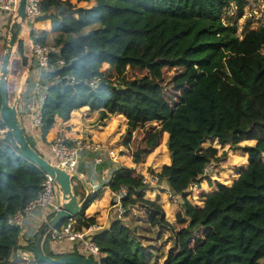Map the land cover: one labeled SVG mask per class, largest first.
Returning a JSON list of instances; mask_svg holds the SVG:
<instances>
[{
	"label": "trees",
	"instance_id": "obj_1",
	"mask_svg": "<svg viewBox=\"0 0 264 264\" xmlns=\"http://www.w3.org/2000/svg\"><path fill=\"white\" fill-rule=\"evenodd\" d=\"M249 1L91 0V5L84 6L70 0H39L37 20L47 22L49 28L32 29L33 44L57 47L49 53V68L40 75L41 136L56 122H68L73 110L85 107L97 111L100 120L123 115L125 146L147 119L156 121L159 128H150L147 136L165 132L169 158L160 167L159 177L183 199L169 215L160 195L149 197L134 168H113L104 185L111 191L124 187L126 192L120 199V217L93 236L101 254L96 264H262L264 53L254 54L249 78L222 56V51L242 44L228 24L232 17L225 16L226 8L234 3L240 13ZM91 26L98 28L86 32ZM259 32L264 39V20ZM50 34L54 35L52 42ZM28 50L26 41L20 39L16 52L22 68L28 62ZM59 60L64 64L59 65ZM102 64L108 65L105 71L100 70ZM174 67L183 69L173 79L182 91L171 106L156 82L164 68ZM128 69L143 70L150 82L136 87L137 91ZM145 84L146 90L154 89L155 94H146ZM31 88L28 80L20 113ZM64 128L59 135L64 136ZM5 142L0 144V264H52L37 261L38 232L33 229L27 230L26 245L21 246L29 254L28 260L16 253L21 228L8 219L38 196L43 173L20 155L9 134ZM240 142L251 143L239 146ZM226 145L240 147L246 165L236 168L229 183L209 178L212 189L188 199V184L212 160V171L221 169L218 162L228 157L223 151ZM150 152L143 143L137 146L131 153L132 163L138 164ZM99 191L72 217L75 229L96 223L95 216L86 215L85 210ZM138 206L142 216L134 212ZM140 229L152 243H139L135 248L133 239ZM48 244L44 237L43 251L54 258L87 256L78 248L52 252Z\"/></svg>",
	"mask_w": 264,
	"mask_h": 264
},
{
	"label": "built area",
	"instance_id": "obj_2",
	"mask_svg": "<svg viewBox=\"0 0 264 264\" xmlns=\"http://www.w3.org/2000/svg\"><path fill=\"white\" fill-rule=\"evenodd\" d=\"M261 4H263L260 0ZM26 24L32 28L38 21V16L40 15L39 0H26ZM16 0H0V62L2 49L1 46L6 38V21L10 20L11 15L15 10ZM233 6L237 7L236 4L232 3ZM264 5V4H263ZM8 20V23H9ZM8 26V24H7ZM5 30V32H4ZM2 37L3 40H2ZM34 59H36V68L32 71L34 76L31 78L32 85L34 88L31 89L28 100L24 103L25 111H34L35 115L32 118L31 125L39 129L41 123V101L39 98L41 89V73L47 71L50 65L49 53L52 51H57V47L52 44L42 45L36 43L33 45ZM59 65H63L62 60L58 61ZM95 82V78L91 80V84ZM36 99L38 100L36 102ZM7 131L4 125L0 122V144H5V136ZM49 149L47 151V157L51 162L61 165L65 169L76 171L78 158L83 151H97L101 149V145L96 141L87 138H68L57 134L49 143ZM46 147H40L41 154L44 156V150ZM132 153V152H131ZM109 156L112 161H116L118 153L110 150ZM100 161V159H98ZM206 168L199 177L188 184L185 191L192 195V199H195V192L201 187V183L209 180L213 176L206 173ZM212 171V170H211ZM158 170L152 168L147 170L144 174H141V182L144 189L148 192H153L155 195H164L165 199L171 204L182 205L183 199L179 193L173 192L169 186L161 180L158 174ZM43 180L41 182V190L37 197L32 199L27 203L23 210L15 212L9 219L10 224L16 225L21 228L19 240L16 246V253L20 255L25 260H28L29 254L26 251L21 250V246L26 245L24 239L21 240L23 233V225L25 217L32 211H39L40 221L42 228L49 220L59 211V191L53 180L42 171ZM215 174V173H213ZM226 183L227 181H223ZM230 182V181H229ZM126 189L121 187L118 191H110L111 198L114 199L116 205V215L117 218L121 215L120 199L125 194ZM98 232V227L96 224H92L85 229L77 230L75 229L74 220L72 218L58 224L55 227L49 226L46 230L44 237L47 239L48 243L52 246H58L63 242L69 243V248L64 250V252H72L74 248H78L79 251L90 257L93 262L99 263L100 260V250L97 244L93 241V236Z\"/></svg>",
	"mask_w": 264,
	"mask_h": 264
},
{
	"label": "rangeland",
	"instance_id": "obj_3",
	"mask_svg": "<svg viewBox=\"0 0 264 264\" xmlns=\"http://www.w3.org/2000/svg\"><path fill=\"white\" fill-rule=\"evenodd\" d=\"M73 4L77 5H84L88 6L91 5L92 2L91 0L88 1H78V0H70ZM225 16H231L232 20L228 19V24L232 27H234V30L238 37L240 38V41L242 44L240 46H235L231 51L226 52L225 50L222 51V56L225 58H229L231 61V64L235 67H237L240 71L243 72L246 78H249L252 75L251 70L249 69V66L253 60L254 54L256 52L264 53V39L260 35L259 32V27L262 25L263 20H264V5L261 4L257 0H250L249 3L245 6H243V10L239 13L238 7H235L233 5H230L226 8ZM8 20L6 21V26L8 24ZM42 22V21H41ZM46 23H37L35 26H33V31L35 32L36 30H44L45 28H41L42 25H45ZM97 26H91L87 28L85 31L88 32L90 30H95L97 29ZM5 32V30H4ZM54 35L50 34V41L52 42V38ZM4 37H2L3 40ZM23 40H26V34L23 33L21 38ZM49 41V42H50ZM5 43V39H4ZM4 43L1 46V49L3 50L4 48ZM29 53V50H28ZM17 54V58H13L11 61L10 65V71H9V79H8V91H9V96L12 98L13 95V90L15 87V82L17 77L22 73V65L20 64V59L19 55ZM18 61L19 65H16V62ZM36 62V59H34ZM107 66H104L103 64L100 66V70H105ZM183 69L182 68H164L163 69V76L161 80L157 81L156 83L159 85V87H156L161 90V95L163 99L169 103V105H174L178 101V97L182 91L181 88L176 87L173 84V79L174 77L181 72ZM128 72V78L132 80H136L134 83L136 87H142L144 83H149L150 79H147L145 76V72L143 70H127ZM144 77V79H142ZM145 88L144 91L146 94H148V91H151L155 94L154 89H148V86L145 84L143 87ZM137 90V89H136ZM138 91V90H137ZM88 116H86V119H83L81 121V124L83 126H88L92 122L88 121L93 117V113H87ZM83 118V117H82ZM122 123H125V119L122 117V115H114V117L110 120L108 123L109 128H105L101 126V128L96 131V135L98 136V139H92L90 136L87 139H91L96 141L97 143H101L102 145H106V147H109L110 149H115L117 150L119 147L123 146L122 145V140H123V128L124 125L122 126ZM156 121L146 120L140 128L136 129L134 135L132 134V139L130 141V146L132 147V150H135L137 146L141 145L143 143V146H146L149 148V151H151L148 154H144L142 156L141 161L136 164V170L137 174L141 175L143 174L146 170H150L152 168L158 169L160 168L162 158L165 155L163 152L164 148V137L162 132L159 133V136H147V133H149V129L155 126ZM95 124V122L93 123ZM122 126V128H121ZM65 132V130H63ZM55 134H57L55 132ZM53 134V135H55ZM53 135H49L48 139L43 141L46 145H49L51 140V137ZM65 136L68 138H84L83 135L81 134L80 130H75L73 131L72 129L70 130L69 133L65 132ZM97 138V137H95ZM104 139H106V142H104ZM251 142H240L238 143L239 146H246ZM130 148V147H127ZM130 150V149H129ZM223 151H225L226 155L229 157L227 161L223 162H218L220 165L221 169H214L213 171L212 168L215 166V162L212 160L207 166H206V173H209V175L213 176L211 179H219L220 181H227L226 183H229L232 177H235L237 174V167H239L242 164V167L246 165L245 161V154L242 152L240 147L238 148H230L228 145L224 146ZM221 152V151H220ZM264 158V153L263 156ZM120 163L119 166L121 165H128L132 163L130 159L127 157V151H122L120 152ZM134 166V165H133ZM132 167V166H131ZM237 168V169H236ZM77 170V167H76ZM220 173L217 174L216 173ZM215 173V174H213ZM76 191H79V183L75 180H73ZM205 184L203 187H207L208 183L202 182ZM201 183V184H202ZM209 190L208 188L204 189V192ZM201 191H203V188L200 187L195 194H199ZM149 197H155V196H150ZM167 199L164 198V195L160 197V201H164V209L165 211L171 215L172 213V206L169 205V203L166 201ZM137 209L134 210L135 213H137L138 216H142V210L141 207H136ZM139 209V210H138ZM144 219V218H143ZM169 221H172L171 219ZM137 234L133 239V246L136 248L139 243L142 244L143 246H147V243H152L148 242L146 240V234H144L143 230H138L136 231ZM140 236H142L144 239H142ZM49 246V244H48ZM145 249V247H144ZM51 251H54V247H52ZM58 253V252H57ZM262 264H264V260L261 261Z\"/></svg>",
	"mask_w": 264,
	"mask_h": 264
},
{
	"label": "water",
	"instance_id": "obj_4",
	"mask_svg": "<svg viewBox=\"0 0 264 264\" xmlns=\"http://www.w3.org/2000/svg\"><path fill=\"white\" fill-rule=\"evenodd\" d=\"M26 0H16L15 10L10 17L4 48L0 62V122L4 125L7 133L13 140L20 155L27 161L46 173L56 184L59 191V211L46 223L38 233L36 240L37 261L52 264H95L90 257H78L74 255L51 257L46 255L42 248V242L46 230L77 216L93 196L90 186L77 172L63 168L61 165L51 162L44 157L29 141L22 115L19 111V103L22 93L29 80L33 68L34 51L31 38L32 29L26 24ZM25 33L28 40L29 57L28 62L17 77L12 98L9 96L8 79L11 61L16 54L19 40ZM73 180L78 181L84 189V196L80 198L76 192Z\"/></svg>",
	"mask_w": 264,
	"mask_h": 264
},
{
	"label": "crops",
	"instance_id": "obj_5",
	"mask_svg": "<svg viewBox=\"0 0 264 264\" xmlns=\"http://www.w3.org/2000/svg\"><path fill=\"white\" fill-rule=\"evenodd\" d=\"M37 23L38 24L39 23H46L45 25H42L41 28H43V27L45 29L49 28V24L47 22H38L37 21L35 23V25ZM32 29H33V27H32ZM26 42L28 43L27 37H26ZM16 65H19L18 61L16 62ZM103 65L104 66H108L106 64H103ZM105 70H102V71H105ZM32 71H31V73L29 75V82H30V86L32 88H34L33 85H32V81H31V78L34 76V73ZM37 101L38 100L36 99V102ZM87 113H93V117L88 120V121H90L92 123L89 124L88 126H83L81 124V121L83 119H86L85 117L88 116ZM116 114H118V113H116ZM116 114H113L107 120H100L99 117H98V112L97 111L90 110V109H88L86 107L85 108L76 109V110L72 111L71 117H70L68 122H66L64 125H61L59 122H56L54 127L52 128V130H50V132H48L45 137H42L41 134H40L39 129H36V128H34L31 125V121H32L33 116L35 115V112L34 111H28V110H26V111L22 110V113H21L22 122H23V125H24L25 133H26L29 141L32 143V145L38 151H40V147H42V146L46 147L45 150H44V157H47V151L49 149V146L46 145L43 141L47 140L48 136L55 134V132L58 134L59 130L62 127H66V128H64L66 133H69L71 129L73 131L78 129V130H80V132H81V134L83 135L84 138H88L90 136L92 139H98V136L96 135L97 129L99 130L101 128V126H103L105 128V131H106V128H109L108 123L110 122V120ZM118 115H121V114H118ZM122 117L125 119V117L123 115H122ZM94 122H95V124H93ZM123 125H124V128H123V133H124L125 126H126V119H125V123L124 124L122 123V126ZM122 126H121V128H122ZM155 126H156V128H159L158 123H155ZM134 133H133V135H134ZM57 134L53 135L51 137V140ZM162 134H163V137H164V148H163L164 151L163 152L165 153V155L162 158V162H161L160 167L163 164H166V163L169 162V158H168V154H167L166 146H165V141L167 139V135H166L165 132H162ZM95 137H97V138H95ZM51 140H49V141H51ZM123 140H124V138H123ZM123 140H122V145L123 146L119 147L117 150L112 149V148L110 149L109 147H106V145H104V144L102 145L101 143H99L101 145V149L100 150H97V151H83L80 154L79 158H78L77 170L76 171L85 179L86 183L90 186L91 193L93 194V196L91 198L95 197L96 191H98V189L100 190L99 191V196L97 198H95L85 210L86 215L95 216V219H96V223L95 224L98 227V231L107 228L109 223L113 219L117 218L116 205H115V203L111 204V199H112L111 198V194H110L111 190H110V188L108 186H106L104 184L107 183V181L111 177L112 169L113 168H117L119 166V163H120V160H121L120 159V152H122V151L126 152L127 151V157L132 162V160H131V152L133 151L132 147L130 146V144L128 146H125V144L123 143ZM104 142H106V139H104ZM127 147H130V148H127ZM110 150H113V151L118 153V157L116 158L115 162L111 160V157L108 154ZM245 157H246V155H245ZM228 158L229 157L224 158L223 161L224 162L227 161ZM98 159H100V161H98ZM223 161H221V162H223ZM245 161H246V158H245ZM242 164L243 163H241V166H242ZM121 166H125V167H128V168H134V169L136 168L135 164H133V163H130L128 165H121ZM136 172H137V170H136ZM164 183L166 184L165 181H164ZM207 183H208L207 187H203V186H205V184H203V183L201 184V187L203 188V191H204L205 188L212 189L211 185L209 184L210 183L209 180L207 181ZM75 189H76V187H75ZM205 192H208V191H205ZM76 194L80 198H83L85 192H84V189L81 186V184L79 185V191H76ZM147 194L150 195V196H156L155 193H153V192H147ZM161 196L162 195L160 194V197ZM162 203H164V201H162ZM169 205H171L173 208L175 206H177V205H174V204H171V203H169ZM23 222H24V225H23V229L24 230H23V233H22V236H21V240L24 239L26 241L27 236H25V234H26L27 230H32L33 229V233H36V231L39 233V231L41 230V228H40L41 227V225H40L41 221H40V213H39V211H36V210L32 211L30 214H28L25 217ZM52 247H54V251L55 252L60 253V252H64V250H67L69 248V243L68 242H63L62 244H60L58 246H52V245L49 244V249L50 250L52 249Z\"/></svg>",
	"mask_w": 264,
	"mask_h": 264
},
{
	"label": "clouds",
	"instance_id": "obj_6",
	"mask_svg": "<svg viewBox=\"0 0 264 264\" xmlns=\"http://www.w3.org/2000/svg\"><path fill=\"white\" fill-rule=\"evenodd\" d=\"M32 29V28H31ZM26 41V40H25ZM26 44H27V46H28V43L26 42ZM28 49H29V47H28ZM32 70H34V69H32ZM27 85V84H26ZM25 90V89H24ZM24 92V91H23Z\"/></svg>",
	"mask_w": 264,
	"mask_h": 264
}]
</instances>
